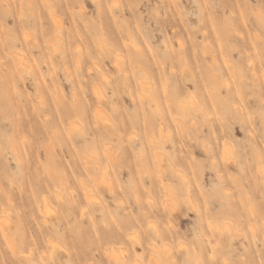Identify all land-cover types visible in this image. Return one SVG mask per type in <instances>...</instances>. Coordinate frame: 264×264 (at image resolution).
I'll return each mask as SVG.
<instances>
[{
    "label": "rangeland",
    "instance_id": "obj_1",
    "mask_svg": "<svg viewBox=\"0 0 264 264\" xmlns=\"http://www.w3.org/2000/svg\"><path fill=\"white\" fill-rule=\"evenodd\" d=\"M263 166L264 0H0V264H264Z\"/></svg>",
    "mask_w": 264,
    "mask_h": 264
},
{
    "label": "bare ground",
    "instance_id": "obj_2",
    "mask_svg": "<svg viewBox=\"0 0 264 264\" xmlns=\"http://www.w3.org/2000/svg\"><path fill=\"white\" fill-rule=\"evenodd\" d=\"M173 2H174V1H172V3H173ZM175 2H176V1H175ZM175 2H174V4H175ZM172 6H173V5H172ZM58 27L60 28V26H58ZM26 39H27V38H26ZM179 41H180V40H179ZM180 43H181V42H180ZM3 45H4V44H3ZM99 45H100V44H99ZM102 45H103V44H102ZM102 45H100V46H102ZM126 46H127V45H126ZM131 46H132V45H131ZM183 46H184V45H183ZM132 47H133V46H132ZM136 47H137V46H136ZM137 48H138V50H140V51H139V53H140V52H141V49H139L140 46H138ZM135 49H136V48H135ZM103 50H104V49H101L102 53H104ZM131 52L133 53L132 49H131ZM131 52H130V53H131ZM134 52H135V51H134ZM136 52H138V51H136ZM204 54H205V52H204ZM130 57H131V54H130ZM127 60H128V59H127ZM130 62H131V61H130ZM127 63H129V62H127ZM118 64L121 65L120 62H118ZM131 64H132V63H131ZM131 64H129V65H131ZM130 67H131V66H130ZM209 67H210V66H209ZM119 68H120V71H121V68H122V67H119ZM136 68H138V67H136ZM122 69H123V68H122ZM133 69H135V67H134ZM124 70H125V69H124ZM122 71H123V70H122ZM122 71H121V72H122ZM174 71H175V70H174ZM173 73H174V72H173ZM127 74H128V73H127ZM130 74H131V72H130ZM144 74H146V73H144ZM146 75H147V74H146ZM146 75H145V76H146ZM107 76H108V75H107ZM132 76H133V72H132ZM214 76H215V74H214ZM103 77H104V76H103ZM108 77H109V76H108ZM147 77H148V79L150 78L149 75H147ZM209 77H210V76H209ZM212 77H213V76H212ZM212 77H211V79H212ZM105 78H107V77H105ZM134 78H135V77L133 76L132 79L135 80L136 78H135V79H134ZM109 80H110V79H109ZM214 80H215V78H214ZM136 82H137V81H136ZM136 82H134V84H135ZM160 82H161V81H160ZM165 82L167 83V80H166V79H165ZM165 82L162 84V87H163V85L165 84ZM161 83H162V82H161ZM137 84H138V83H137ZM137 84H136V85H137ZM139 85H140V84H139ZM139 85H137V86H139ZM142 85H144V84L142 83ZM140 86H141V85H140ZM146 86H147V85H146ZM146 86H145V87H146ZM141 87H142V86H141ZM95 88H96V86H95ZM100 88H101V87H100ZM100 88H99V89H100ZM166 88H167V87H166ZM136 89H137V88H135V90H136ZM141 89H142V88H141ZM143 89H144V86H143ZM161 89H162V88H161ZM168 89H169V88H168ZM151 90H152V88H151ZM153 90H154V89H153ZM164 90H165V86H164ZM95 91H96V92H95V95L97 96V95H98V94H97V89H95ZM98 91H100V90H98ZM139 91H143V90H139ZM147 91H148V92L150 91V90H149V86H148V89L146 88V90H145L144 92L146 93ZM212 91H213V90H212ZM92 92H94V90H93ZM150 92H153V91H150ZM162 92H163V90H162ZM183 92H184V91H183ZM98 93H99V92H98ZM138 93H139V92H138ZM141 93H142V92H140V94H141ZM184 93H185V92H184ZM187 93H189V92H187ZM165 94L167 95V92H166ZM212 94L215 95V92L212 93ZM100 95H101V93H100ZM141 95H144V97H140V96H139L140 98H145V94H144V93H142ZM153 95H154V93H152V96H153ZM98 96H99V95H98ZM98 96H97V98H98ZM102 96H103V94H102ZM136 96H137V95H136ZM154 96H155V95H154ZM131 97H132V96H131ZM93 98H94V97H93ZM95 98H96V97H95ZM99 98L101 99L100 96H99ZM103 98H104V97H103ZM140 98H138V99L140 100ZM163 98H166L165 95H164ZM191 98H192V97H190V99H191ZM215 98H216V100H217V95L215 96ZM104 99H105V98H104ZM153 99H154V97H153ZM97 100H98V99H97ZM154 100H155V99H154ZM168 100H169V99H168ZM216 100H215V101H216ZM156 101H157V100H156ZM158 101H159V100H158ZM158 101H157V102H158ZM191 101H192V99H191ZM191 101H190V102H191ZM137 102H139V101H137ZM163 102H164V101H163ZM190 102H189V103H190ZM193 102H194V103H193ZM155 103H156V102H155ZM165 103H169V102L166 101ZM189 103H188V104H189ZM196 103H197V101L195 102V99H193V101L191 102V104H193V105L195 104L194 107L196 106ZM217 103H218V101H217ZM138 104H139V103H138ZM158 104H159V102L156 103V105H158ZM170 104H172V103L170 102ZM170 104H167V105L169 106ZM142 105H143V104H142ZM142 105H140V107H142ZM159 105H160V104H159ZM165 105H166V104H165ZM167 105H166L165 107H168ZM184 105H185V102H183V106H184ZM183 106H182V107H183ZM95 107H96V106H95ZM97 107H98V106H97ZM174 107H175V105H174ZM198 107H199V108H198L199 110L202 109V107H201V109H200V106H198ZM76 108L79 109V107H76ZM137 108H138V105H137ZM142 108H143V109L141 110V111H142L141 113L144 115V113H145V112H144V108H145V107L143 106ZM168 108H172V111L175 113V111L173 110V106H172V105L169 106ZM184 108H186V110H187V109L189 110V108H187L186 106H184ZM184 108L181 109L180 107H177L178 110H177V109H176V110L179 112L180 110L183 111ZM74 109H75V108H74ZM126 109H127V108H126ZM196 109H197V107H196ZM190 110H191V109H190ZM190 110H189V112H190ZM199 110H197V111H199ZM76 111H77V110H76ZM169 111L172 113V111H171L170 109H169ZM72 112L74 113V111H72ZM98 112L101 113V111H98ZM143 112H144V113H143ZM147 113H148V112H147ZM167 113H168V112H167ZM174 113H173V116H174ZM180 113H182V112H180ZM78 114L81 115L80 110H79V112H77V113L75 114V116L78 115ZM96 114H97V113H96ZM137 114H138V113H137ZM168 114L170 115V113H168ZM183 114H184V117H185V116H186L185 112H183V113L181 114V116H182ZM66 115H67V114H66ZM79 115H78V116H79ZM151 115H152V114H151ZM155 115H156V114H155ZM179 115H180V114H179ZM69 116H70V115H69ZM138 116H139V115H138ZM144 116H145V115H144ZM171 116H172V115H171ZM145 117H146V116H145ZM63 118H64V117H63ZM65 118H66V117H65ZM71 118L73 119V117H71ZM94 118H95V116H94ZM171 118H172V117H171ZM182 118H183V117H182ZM59 119H60V118H59ZM78 119H79V118H78ZM146 119H148V118H145V119H144V122H145ZM152 119H153V118H152ZM175 119H176V118H175ZM180 119H181V118H180ZM184 119H185V118H183V120H184ZM60 120H61V119H60ZM108 120H109V119H108ZM108 120H107V121H108ZM158 120H159V119H158ZM176 120H177L176 122L178 123V120H179V119H176ZM191 120H192V119H191ZM105 121H106V120H105ZM154 121H155V120H154ZM247 121H248V120H247ZM109 122H110V120H109ZM159 122H160V121H159ZM164 122H165V121H164ZM174 122H175V121H174ZM190 122H191V121H190ZM146 123L149 125L148 121H146V122L144 123V125H147ZM180 123H181V121H179V124H180ZM247 123H248V122H247ZM156 124H157V122H156ZM159 124H160V123H159ZM171 124H172V123H171ZM78 125H79V124H78ZM160 125H161V124H160ZM160 125H159V126H160ZM249 125H250V124H249ZM72 126L74 127V126H76V125L72 124ZM153 126H154V125H153ZM181 126H182L183 131H184L185 129H184V127H183L182 124H181ZM145 127H146V126H144V129H145ZM162 127H163V125H162ZM165 127H166V126H165ZM251 127H252V126H251ZM76 128H77V127H76ZM147 128H148V126H147L146 129H145L146 132H147ZM157 128H158V125H157ZM180 128H181V127H180ZM152 129H153V127H152ZM160 129H161V128H160ZM145 130L143 131L144 133H145ZM148 130H149V129H148ZM164 130H166V128H164ZM164 130H161V131L164 132ZM179 130H180V129H179ZM181 130H182V129H181ZM150 131H151V130H150ZM152 131H153V130H152ZM154 132H155V131H154ZM154 132H153V133H154ZM159 132H160V131H159ZM147 133H148V132H147ZM166 133H168V131H166ZM181 133H182V132H181ZM250 133H251V132H250ZM169 134H170V132H169ZM221 135H222V134H221ZM145 136H146V134L144 135V138H145ZM159 136H160V135H158V137H159ZM163 136H164V137H168V136H165V133H164ZM154 137H155V136H154ZM154 137L152 138L153 141H157V140L154 139ZM178 137H179V136H178ZM254 137H255V136H254ZM161 138H162V133H161ZM161 138H160V139H161ZM175 138H176V137H175ZM97 139H98V138H97ZM145 139L148 140V138H145ZM156 139H157V138H156ZM160 139H158V140L160 141ZM162 139H163V138H162ZM162 139H161V141H162ZM180 139H181V138H180ZM159 141H157V142H159ZM179 141H180V140H179ZM149 143L151 144V142H149ZM223 143H224V142H223ZM152 144H153V143H152ZM152 144H151V145H152ZM156 144H157V143H156ZM181 144H183V142H182ZM154 145H155V144H153V146H154ZM223 145H224V144H223ZM225 145H226V144H225ZM225 145H224V146H225ZM157 146H158V145H157ZM157 146H154V147H157ZM202 146H203V144H202ZM99 147H100V146H99ZM103 148H104V147H103ZM107 148H108V146H107ZM253 149H254V148H253ZM106 150H107V149H106ZM232 150H233V149H232ZM255 150H256V149H255ZM104 151H105V149H104ZM226 151H227V150H226ZM230 151H231V149H230ZM257 151H259V150H257ZM75 152H76V151H75ZM105 152H106V151H105ZM222 152H223V151H222ZM232 152H233V151H232ZM255 152H256V151H255ZM101 153L103 154V156L105 157V159L108 160L109 154H108V153L106 154V153H104V152H101ZM256 153H257V152H256ZM76 154H77V153H76ZM105 154L108 156L107 158H106ZM159 157H160V156H159ZM228 157H229V156H228ZM259 157H260V155L258 156V159H257V160H259ZM109 158H110V157H109ZM155 158H156V157H155ZM187 158H188V157H187ZM256 158H257V157H256ZM192 159H193V158H192ZM261 159H262V158H261ZM261 159L259 160V162H261ZM109 160H111V159H109ZM193 160H194V159H193ZM232 160H233V159H232ZM160 161H161V159L159 158V162H160ZM110 162H111V161H110ZM110 162H109V165H111ZM159 162H158V164H159ZM262 163H263V162H262ZM107 164H108V163H107ZM160 164H161V162H160ZM259 164H260V163H259ZM94 166H95V165H94ZM98 166H99V165H98ZM106 166H108V165H106ZM160 166H161V165H160ZM160 166H159V167H160ZM172 166H173V165H172ZM172 166H171V167H172ZM96 167H97V166H96ZM156 167H157V165H156ZM261 167H262V166H261ZM261 167H260V169H262ZM97 168H98V167H97ZM161 168H162V167H160V169H161ZM172 168H173V167H172ZM248 169H249V168H248ZM263 169H264V166H263ZM263 169H262V171H263ZM173 170H175V169H173ZM101 171H102V168H101ZM103 171L105 172V169H104ZM106 171H107V170H106ZM159 171H160V170H158V172H159ZM260 171H261V170H260ZM161 172H162V169H161ZM175 172H180V171H176V170H175ZM156 173H157V171H156ZM159 173H160V172H159ZM162 173H163V172H162ZM263 173H264V171L262 172V174H263ZM74 174H75V173H74ZM74 174H73V175H74ZM83 174H84V173H83ZM157 174H158V173H157ZM176 174H177V173H176ZM180 174H181V172H180ZM182 174H183V173H182ZM182 174H181V175H182ZM220 174H223V173H220ZM87 175H88V173H87ZM158 175H159V177H160V174H158ZM177 175H178V174H177ZM181 175H180V176H181ZM74 176H75V175H74ZM103 176H105V175L103 174ZM182 177H183V178H182ZM181 178L184 179V175H182ZM185 180H187L186 177H185L184 181H185ZM251 180H254V179H251ZM182 183H183V181H182ZM185 183H187V182L185 181ZM254 184H255V183H254ZM255 185H256V184H255ZM191 186H192V185H191ZM253 189H254V188H253ZM187 191H189V190L186 189V193H188ZM88 192H91V191H88ZM168 193H169V192H168ZM169 194H170V193H169ZM172 194H173V193H171V195H172ZM173 195H174V194H173ZM173 195H172V197L170 196V198H172V200L175 199V200H174V203H175V201L178 203V200H176V195H175V197H173ZM87 196L89 197V194H87L85 197H87ZM91 196H92V195H91ZM92 197H93V196H92ZM92 197H91V198H92ZM91 198L89 197V199H91ZM58 199H59V198H58ZM86 199H87V198H86ZM89 199H88L87 201H89ZM92 199H93V198H92ZM95 200H96V199H95ZM97 200H98V199H97ZM170 200H171V199H170ZM167 202H168V201H167ZM167 202H166V203H167ZM170 202H172V201H169V206H170V209L172 210L173 206H171V204L173 205L174 203H170ZM177 203H175V204H177ZM46 204H47V203H46ZM46 204H45V205H46ZM185 204H186V202H185ZM196 204H197V203H196ZM164 205H165V202H164ZM186 205H187V204H186ZM192 205H193V203H192ZM166 206H168V205L166 204L165 207H166ZM169 206H168V208H167L168 211H170V210H169ZM190 206H191V203H190ZM193 206H194V209H196V208H195L196 206H195V205H193ZM171 207H172V208H171ZM176 207H178V206H177V205H176V206L174 205V211H175V208H176ZM44 208H45V209H48V208H46V207H44ZM198 209H199V207H198ZM204 209H205V208H204ZM251 210H252V209H251ZM251 210H250V211H251ZM174 211H173V212H174ZM206 211H208V210H206ZM44 212H45V210H44ZM46 212H48V211H46ZM169 213H171V211H170ZM197 213H198V212H197ZM206 213L208 214V212H206ZM206 213H205V210H204V214H203L204 217H205V215L207 216ZM46 214H47V213H46ZM251 214H252V211H251ZM201 215H202V213H201ZM252 215H253V214H252ZM204 217H203V218H204ZM205 218H206V217H205ZM248 218H249V217H248ZM248 218H246V219L248 220ZM204 220H205V219H204ZM1 221H2V219H1ZM7 223H8V222H7L6 220H3V221L1 222V229H5V224H7ZM209 226H210V227H213V224H212V225L210 224ZM209 229H210V228H209ZM215 230H216V229H215ZM156 231H157V230H156ZM157 232H158V231H157ZM157 232H156V233H157ZM158 233H159V232H158ZM206 238H207V237H206ZM10 244H11V243H10ZM14 248H15V247H14ZM54 248H55V247H54ZM53 250H54V249H53ZM53 250H52V253H53ZM14 252H15V251H14ZM117 259H118V261H119L118 264H121V260H122V258H117ZM34 264H35V263H34Z\"/></svg>",
    "mask_w": 264,
    "mask_h": 264
}]
</instances>
